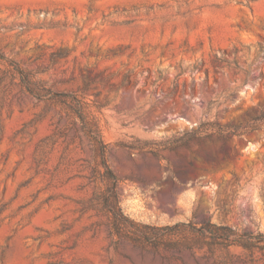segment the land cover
Returning <instances> with one entry per match:
<instances>
[{
    "label": "rangeland",
    "instance_id": "obj_1",
    "mask_svg": "<svg viewBox=\"0 0 264 264\" xmlns=\"http://www.w3.org/2000/svg\"><path fill=\"white\" fill-rule=\"evenodd\" d=\"M56 93L98 116L129 216L264 232V124L247 126L264 113V0H0V264H264L116 245L94 147ZM201 123L232 130L145 148Z\"/></svg>",
    "mask_w": 264,
    "mask_h": 264
},
{
    "label": "trees",
    "instance_id": "obj_2",
    "mask_svg": "<svg viewBox=\"0 0 264 264\" xmlns=\"http://www.w3.org/2000/svg\"><path fill=\"white\" fill-rule=\"evenodd\" d=\"M22 85L30 93L43 96L37 91L40 88L29 73H24ZM52 99L80 119L82 130L94 147L96 164L92 171V178L99 191L93 199L97 200L101 210L107 216L110 235L116 239V245L122 239H127L136 246L152 247L156 250L179 249L181 247L193 249L205 243L211 247H240L251 251L264 249V232L238 231L232 226L211 220L200 222L190 220L167 225H155L137 221L129 216L121 206V179L110 165L108 159L109 144L104 139L98 116L81 104L69 99L67 94L56 93ZM261 124H264V113L252 118L247 126L256 129ZM229 130H232L231 126L215 129L212 123H201L198 128L174 136L169 140L145 143L147 146L145 148L157 155L160 149H170L188 144L203 134H223ZM237 132L239 134L237 129H233V134H237Z\"/></svg>",
    "mask_w": 264,
    "mask_h": 264
}]
</instances>
